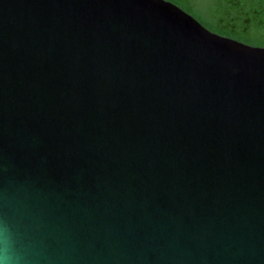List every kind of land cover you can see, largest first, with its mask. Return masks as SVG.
I'll return each mask as SVG.
<instances>
[{
	"label": "water",
	"instance_id": "1",
	"mask_svg": "<svg viewBox=\"0 0 264 264\" xmlns=\"http://www.w3.org/2000/svg\"><path fill=\"white\" fill-rule=\"evenodd\" d=\"M0 264H264V48L165 0H0Z\"/></svg>",
	"mask_w": 264,
	"mask_h": 264
},
{
	"label": "trees",
	"instance_id": "2",
	"mask_svg": "<svg viewBox=\"0 0 264 264\" xmlns=\"http://www.w3.org/2000/svg\"><path fill=\"white\" fill-rule=\"evenodd\" d=\"M196 19L208 31L240 43L264 48L260 21L264 0H165Z\"/></svg>",
	"mask_w": 264,
	"mask_h": 264
},
{
	"label": "flooded vegetation",
	"instance_id": "3",
	"mask_svg": "<svg viewBox=\"0 0 264 264\" xmlns=\"http://www.w3.org/2000/svg\"><path fill=\"white\" fill-rule=\"evenodd\" d=\"M259 7L261 8L262 11H264V4L263 3H259ZM260 24L264 26V18L260 21Z\"/></svg>",
	"mask_w": 264,
	"mask_h": 264
}]
</instances>
